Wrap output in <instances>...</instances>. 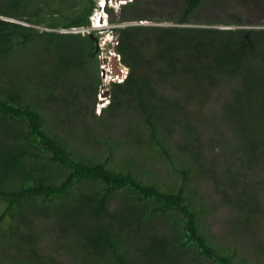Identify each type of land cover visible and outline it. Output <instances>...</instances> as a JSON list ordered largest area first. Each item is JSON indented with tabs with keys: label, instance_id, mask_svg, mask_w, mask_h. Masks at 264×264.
Returning a JSON list of instances; mask_svg holds the SVG:
<instances>
[{
	"label": "trees",
	"instance_id": "16d2710c",
	"mask_svg": "<svg viewBox=\"0 0 264 264\" xmlns=\"http://www.w3.org/2000/svg\"><path fill=\"white\" fill-rule=\"evenodd\" d=\"M203 1L176 0L180 12L172 25L110 28L116 43L109 46L128 69L121 81L109 83L108 104L96 115L94 105L101 85L94 61L96 39L88 33L55 30L87 26L94 1L0 0L1 16L31 24L0 18V222L8 218V227L21 230H14L16 248L1 254L0 264H260L264 246L255 242L253 230L235 234L238 247L229 248L209 241L200 226L198 213L204 207L189 182L205 170L201 159L207 152L202 151V142L207 147V141L197 138L192 149L180 148L183 153L177 156H171L167 146L171 128L184 121L183 127L191 121L207 139L199 129L200 121L205 120L199 107L215 96L225 98V115L220 120L235 128L238 144L229 150L239 154L241 166L249 167L251 161L264 158V27L190 24L189 15L200 11ZM241 1L245 7H264V0ZM135 3L129 0L120 6L124 10L118 22L130 20L126 17ZM107 10L110 21L115 22L112 16L119 11ZM22 47H31L30 55L35 49L62 50L54 56L62 74L69 68L63 64L64 55L79 47L80 62L95 70L88 90L82 86L68 92V86H56L51 82V66H46L40 70L51 81H40L43 100L28 98L27 85L6 77L10 70L18 75L10 63H19L16 58ZM221 78L232 84L224 80L219 84ZM171 89L197 107L181 110L186 103H180L181 96L169 92ZM223 89L226 93L221 95ZM78 92L83 98H77ZM55 99L61 103V118L52 108ZM47 106L52 109L50 116L45 115ZM123 107H132L127 108L131 112H122ZM121 114H127L126 128H122ZM69 116L83 120L76 125ZM67 120L76 137L92 136L87 145L92 150L86 158L67 148L58 134L56 128ZM114 121L117 132H113ZM223 140L214 138V145ZM158 158L166 161L167 175L178 179L176 185L153 173L151 165ZM229 171L233 179L234 172ZM241 175L239 172L237 177ZM248 185L247 190L239 191L247 198L250 193L255 195L235 205L250 215L259 208L251 205L258 199L257 188ZM56 225L60 227L54 244L48 246L50 240L43 253L38 247L36 251L34 244L38 239L45 241V233L31 229L39 226L46 231ZM235 225L239 226L233 228ZM247 235L253 242L247 241ZM243 246L253 253L234 255ZM254 254L259 256L252 260Z\"/></svg>",
	"mask_w": 264,
	"mask_h": 264
},
{
	"label": "rangeland",
	"instance_id": "374dc122",
	"mask_svg": "<svg viewBox=\"0 0 264 264\" xmlns=\"http://www.w3.org/2000/svg\"><path fill=\"white\" fill-rule=\"evenodd\" d=\"M97 3H102V0H93ZM66 4H70V1ZM72 4V3H71ZM116 4V3H112ZM55 5V3H54ZM120 4H116L114 7L116 15H113V20L115 22L110 21V14L107 15L109 17V21L114 26H134V25H172L173 18L179 15L180 8L176 4V0H136V3L133 5L132 12L128 14L126 17L130 20H121L122 18V10H120ZM65 8L70 9L67 5ZM93 11H95L93 13ZM93 17L92 24L95 25V19L99 16H102L106 13L104 10H94L92 9ZM42 14V13H41ZM108 14V10H107ZM103 16V18H105ZM0 18L15 21L21 24L31 25L25 20H19L14 17H6L1 16ZM188 21L192 25L197 26H211L218 28H236V27H264V7L254 8L252 6H244L241 0H205L202 2L200 11H194L189 15ZM34 26V25H33ZM35 28L39 30L48 29L43 25H35ZM83 28V27H82ZM85 31L92 34L93 37H96L98 43V50L94 51V56L97 57L94 59L96 62V71H99V76L101 77V85L97 91V100L100 98L106 97V92L108 90L109 82L113 80V78H117L120 80L121 74L119 76H114L109 72L110 64H107L108 60H114L119 63V57L114 54H110L113 50L111 45L113 41L116 39L115 33L111 31H105L103 29H95V31L90 32V28L88 26H84ZM56 31L62 32H72L77 33L81 31V27H74L64 31V29H55ZM110 33H113L112 36ZM109 43V44H108ZM107 45V46H106ZM77 51H69L66 55H64L67 60L63 64H69V68L62 74V71L59 68L60 63L57 59L54 58L55 54H59L62 52H57L56 48L52 50L43 51L41 49H35V51L30 55V51H32L31 47H22L20 48L19 53L17 54V58L19 60L15 63H10V68L18 71V75H13V72L7 71L6 77L10 80L19 79L20 85H27L29 87V92L31 93L28 98H36L37 100H43V94L39 90V84L41 80H48L49 78L43 74L40 70V67H49L51 66L50 76L53 78L51 82L55 83L58 87H69L68 92H74L73 87L80 88L82 86L88 90V84L93 81V75L95 74V70L92 68L90 64L81 63V50L79 47H76ZM117 67V66H116ZM127 67H124L122 73L127 72ZM98 73V72H97ZM107 75V76H106ZM50 78V79H51ZM225 82L232 84L225 79ZM220 80L219 84H224V81ZM46 81V82H47ZM72 83V84H71ZM76 83V85H74ZM169 87V86H168ZM45 90L50 89L45 85ZM60 90L57 89L56 93ZM54 91V90H53ZM52 91V92H53ZM65 95V90H63ZM172 94L177 96H181L180 103H186V107L182 106L183 111H190L195 108V104L191 102H186L185 97L182 96L176 89L169 90ZM222 94L226 93V90H222ZM79 95L77 98H83L81 93H76ZM66 97V96H63ZM215 96H211L212 101L206 104H203L201 110L203 111V116L205 118L204 121H200L199 129L203 130L205 137L200 135L196 129L192 126V122L189 121L187 128L183 127L186 121L183 122V125L179 127V125H174L171 129L172 134H170V143L167 145L169 153L171 156H177L182 154L181 150H189L192 149L194 145H196V139H203L205 142L207 141V147H204L203 142V150L207 152L206 157H202V163L205 165V170L203 173H199L198 176L194 177L192 181L189 182L190 188L195 191L198 196L195 198L201 201V205L204 207V210L199 211V223L204 233L207 235L209 241L221 246H229V248L236 247L237 239L235 234L243 235V232L246 230H253L252 235L255 242H260L264 246V158L257 161H251L249 167H242L241 160L239 159V154H232L229 150L231 145L238 144V140L236 138L235 128L230 126L228 123L224 122L223 115H225L224 105L225 98H215ZM54 105L52 108H56V117L61 118L60 113V100L54 101ZM51 106V105H50ZM91 107V106H90ZM197 107V106H196ZM49 111L45 114L46 116H50L49 113H52V109L47 106ZM132 107H123L122 112L130 113ZM227 112V111H226ZM74 116V115H73ZM121 117L124 120H121L123 123L122 128H126V124L128 123L126 120L127 114H121ZM76 125L83 120L81 116H76V118L69 116ZM117 123L113 122V132H117V127L114 125ZM196 124V123H195ZM196 126H198L196 124ZM139 127V126H138ZM183 128V129H182ZM58 134L65 140L63 141L67 148L76 149L84 158H86V154L89 153L90 149L87 145H89L90 140H92V136L85 137H76L75 131L73 130V124L67 120L65 123L62 122L56 128ZM222 137L223 143L220 145H214V138ZM89 141V142H88ZM174 145V147H173ZM177 145L179 148H177ZM78 149V150H77ZM84 150V151H82ZM75 151V155H76ZM121 153L125 152V148L120 149ZM194 156V155H192ZM264 157V156H262ZM157 158V156H156ZM174 162H176V158H172ZM243 159V158H242ZM190 162L192 159L190 158ZM153 173L159 174V180H169L173 181V184L176 185L178 179L167 175L168 165L163 158H158V161L151 165ZM209 169V171H208ZM231 172H234V177L232 179ZM243 173V175L238 176V174ZM152 173V174H153ZM238 173V174H237ZM226 178L228 180L226 181ZM248 182L251 183L252 187L257 188V198L255 204L251 203L252 206H257L259 211L254 213L250 211L247 215L244 210V207L238 208L235 203L241 205L246 200H250L255 194V192L250 193L248 198L243 194L242 188L248 189ZM161 183V182H159ZM116 199L112 204H116ZM59 217H55L54 220L57 224H61L59 221ZM8 218H4L3 222H0V226H5L4 229H0V255L5 253L6 251L16 248V244L13 238L16 234L15 231L21 230L18 227H15L14 230L11 227L7 226ZM234 224H239V226H234ZM248 224H253L248 228ZM60 227V226H59ZM57 225L53 226L52 229H44L42 227H35L31 230H35L36 233H45V241L44 239H38L36 241L35 250L38 251V248H41L42 253L45 251V245L49 242L48 246H52L54 244V237L57 236L56 229L59 228ZM233 229V230H232ZM26 230V229H25ZM251 235H247V241L253 242L249 237ZM64 240V239H61ZM30 244V243H29ZM59 244V242L57 243ZM233 246V247H232ZM248 246V245H247ZM38 247V248H37ZM238 247V246H237ZM236 247V248H237ZM223 249V248H222ZM235 249V248H234ZM244 251L248 254V252L253 251L249 247H241L234 252V255L241 256L244 254ZM41 253V254H42ZM62 251L59 250V254ZM249 255V254H248ZM64 257V255L62 254ZM259 254H254L251 258L254 260ZM21 258V256L19 257ZM251 260V259H250ZM260 264H264V255L261 256ZM20 261V259L18 260Z\"/></svg>",
	"mask_w": 264,
	"mask_h": 264
},
{
	"label": "clouds",
	"instance_id": "9594fccd",
	"mask_svg": "<svg viewBox=\"0 0 264 264\" xmlns=\"http://www.w3.org/2000/svg\"><path fill=\"white\" fill-rule=\"evenodd\" d=\"M103 2L102 3H97L96 5H95V2L96 1H94V7H93V9L94 10H98V9H100V10H104L105 11V13H106V16H105V14H103L102 16H99L97 19H95V25H93L92 24V17L94 16L93 15V13L95 12V11H93V13H92V11H91V13H90V15H89V17H88V19H89V25H87L89 28H90V32L92 31H95V29H103V30H105V31H110V28L112 27V26H114V25H112V24H110L108 21H107V7H115V5L118 3V4H120V5H122V4H125L126 2H128L129 0H102ZM112 3H116V4H113L112 5ZM103 16H105V18H103ZM72 28H74V27H72ZM83 31H85V28L83 27H81V31H80V33L82 34V32ZM85 33H88L89 35H91L92 36V34H90L89 32H85ZM111 34V36H112V33H110ZM94 39H96V37H93ZM97 43H98V41H97V39H96V49L98 50V46H97ZM116 43V39L113 41V43L112 44H115ZM109 44V43H108ZM111 44V45H112ZM107 46V45H106ZM113 50V49H112ZM110 54H114L113 55V57H115V56H117V57H119V55L113 50ZM119 59V58H118ZM111 61L112 60H108L107 61V64L109 65L110 64V68H111V70L109 69V72L112 74V75H114V76H119L120 74L122 75L121 76V78H120V80L119 79H117V78H113V80H111V82H113V81H121L124 77H125V75H126V73L124 72V73H122V71L124 70V65H122V64H120V63H118V62H116V61H114V62H116V66H117V69L120 71V74H117V73H114V71H113V66H112V63H111ZM126 68V67H125ZM101 78V77H100ZM110 83V82H109ZM108 90H107V92H106V97H104V99L103 98H100L99 100H97V96H96V101H95V105H94V113L96 114V115H99V113L101 112V109L103 108V107H105L107 104H108Z\"/></svg>",
	"mask_w": 264,
	"mask_h": 264
},
{
	"label": "water",
	"instance_id": "95a60500",
	"mask_svg": "<svg viewBox=\"0 0 264 264\" xmlns=\"http://www.w3.org/2000/svg\"><path fill=\"white\" fill-rule=\"evenodd\" d=\"M111 63H112V66H113L114 73L120 74V71L116 67V62H114V60H113V61H111Z\"/></svg>",
	"mask_w": 264,
	"mask_h": 264
},
{
	"label": "bare ground",
	"instance_id": "6f19581e",
	"mask_svg": "<svg viewBox=\"0 0 264 264\" xmlns=\"http://www.w3.org/2000/svg\"><path fill=\"white\" fill-rule=\"evenodd\" d=\"M89 20V19H88ZM89 25V24H88ZM65 31V30H64ZM93 37V36H92ZM107 76V75H106Z\"/></svg>",
	"mask_w": 264,
	"mask_h": 264
}]
</instances>
